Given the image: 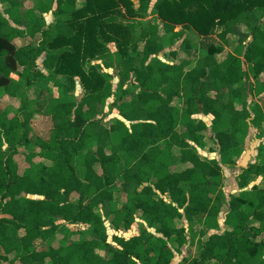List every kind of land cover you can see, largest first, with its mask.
I'll return each mask as SVG.
<instances>
[{
  "label": "trees",
  "instance_id": "1",
  "mask_svg": "<svg viewBox=\"0 0 264 264\" xmlns=\"http://www.w3.org/2000/svg\"><path fill=\"white\" fill-rule=\"evenodd\" d=\"M6 1L10 5L6 12L11 15L20 1ZM138 1L136 8L132 0H57L55 21L45 29L42 15L29 9L26 17L33 23L30 35L40 34L41 40L36 46L21 47L14 41L24 32L12 26L0 9V88L21 99L14 117L0 113V262L172 264L185 245L197 242L198 255L186 259L189 264H264V188L255 185L231 195L229 201L224 192L211 189L223 179L222 165H236L235 157L243 152L250 122L256 128L264 124L263 107L255 104L248 109L249 94L264 93V81L257 87L251 81L264 74V0H157L153 7L152 0ZM48 10L46 5L40 8L41 13ZM158 22L172 38L182 35L175 32L177 26L192 29L199 36H210L214 27L223 26L218 34L222 44H212L207 55L187 73L183 65L149 61L164 49L158 40ZM230 35L238 37L239 47L220 63L216 56L229 44ZM110 40L131 43L134 51L140 41L145 42L140 67L124 61L123 79L130 71L135 72L142 91L125 98L119 89L113 105L132 125L118 141L98 118V108L111 95L112 84L106 73L97 69L99 66L88 72L84 68L87 60L102 57L103 41ZM43 54V66L54 72L49 79L62 75L69 80L64 85L59 83L60 96L46 103L53 121L50 140L39 139L41 151L27 155L31 167L19 175L14 157L21 147L31 145L34 112L29 101L19 95L20 85L13 76L18 74L26 86L35 84L43 74L37 63ZM155 73L161 77L156 78ZM77 77L85 90L79 101L70 97ZM222 88L230 94L227 104L219 99ZM212 90L217 95L208 96ZM175 95L187 103L181 134L177 130L181 115L170 106ZM236 100L241 101L242 110L236 108ZM199 103L204 114L214 116L210 127L193 118L200 112ZM124 128L125 124L117 121L116 129ZM146 138L165 140L168 151L178 146L182 162L192 167L171 172L162 161L161 149L139 150ZM191 142L198 146L215 144L221 162L202 159ZM259 154L264 156V145H260ZM36 156L50 160L52 166L35 163ZM123 158L126 164H134L121 171ZM251 176L264 177V163L252 162L243 169L239 186L248 187ZM120 180L127 195L123 206L115 198ZM74 193L78 194L76 202L72 200ZM224 205L227 229L206 241L198 238L201 218L210 211L219 214ZM139 212L147 226L163 237L150 234L144 241L143 235L130 239L114 236L117 247L110 243L108 227L128 230ZM59 220L63 222L57 223ZM67 224L85 228L71 230ZM20 230L23 234L18 236ZM59 231L80 237L66 246L39 249L38 245L53 240ZM15 237L20 241L19 251Z\"/></svg>",
  "mask_w": 264,
  "mask_h": 264
},
{
  "label": "crops",
  "instance_id": "2",
  "mask_svg": "<svg viewBox=\"0 0 264 264\" xmlns=\"http://www.w3.org/2000/svg\"><path fill=\"white\" fill-rule=\"evenodd\" d=\"M19 1H20L19 7H17V10L13 9L11 15H10V13L6 12V9H8L10 7L9 3L6 0L5 1L0 0V4H1L0 9L3 12V15L10 21L12 26L17 27L22 32H24L23 36L18 37L14 41L15 44L18 47L26 46V45L36 46L40 42L41 36H40V34H36L35 36L30 35L31 25L33 23H32V21H30L26 17V12L29 9L33 8L36 11V14L38 16L41 17V15H42L43 21H44L43 27L45 29L55 21L53 11L56 10V8H57V0H19ZM152 1H153L152 2V7H153V4H155V2L157 0H152ZM134 2H135V7L138 8L139 7V1L134 0ZM43 5H46L48 8H50V10H48L47 12L41 13L40 8ZM82 7L83 6L78 7V9H80ZM151 18H152V16L148 17L147 20L151 19ZM15 20L20 21V22L17 23ZM158 24L160 25L158 40L162 42V44L164 45V49L157 54H153L149 58V61L161 60V61H163L169 65H176V66L183 65L184 66L183 67L184 73H187L190 70H192L193 67H195V65L197 64V62L207 55L208 48L212 44H214V45H219L220 43L222 44V42L218 38V34L224 30L223 26L214 27L210 36H199L192 29L191 30H189V29L184 30L181 26H177L175 28V32L182 33V35L172 38L171 34L165 33L164 26H163L162 22H158ZM185 41H186V43L189 44V48H185V43H184ZM111 44L115 45V48H116L115 51H112L110 49ZM103 45H104L103 49L105 51L101 54L102 57H97V58H94L91 60H87V62H88V64L92 62L91 63L92 67L99 66L100 67L99 71L106 73L107 81L110 84H112L111 95L105 100V103L101 104L98 108L99 109L98 110V118H102L104 120L103 124L110 130L112 138L114 140L118 141L125 134L126 130L131 129V125H132V122L126 120L121 115L118 108L114 107V105H113L114 102L116 101L119 89L121 87L122 92L125 93V98H128V97L130 98L133 96H137L142 91V86L136 81V73L135 72L130 71L128 74H126L127 76L123 79L122 74L126 73L125 67L121 71H118L117 75L115 76L114 73H112L110 71L111 69H113V66L110 63V60L122 59L125 62L128 61L129 63H131L134 67H140V61L142 59V52L144 49L145 42L140 41L138 43L137 51H134L133 44L130 43L127 45L125 42L123 43L122 41H120V42H117L114 40L103 41ZM238 47H239V43H237V40L233 41V40L229 39V44H227L225 46L224 51L221 54L216 56L218 62L221 63L222 61H224L227 58L229 53H235L236 49ZM120 48H122V50H120V51H122V53H117ZM174 52H175V54H174ZM125 56H127V57H125ZM45 58H46V54H43L37 60L39 68H41L40 70L43 73L42 76L38 79V81H43L47 85H48V81L51 82V86L56 88L57 94L54 95L55 97H53L52 96L53 95V88L50 89L51 86H48V87H45L43 89H40L39 92L36 94V97L34 100L30 96L29 93L27 95L22 96V98H25L29 101L30 107H31V102L34 104V107L32 108V111L34 112V114H33V118L31 121V126L33 128V132L35 131L34 134L37 135L36 141H38V142H39V139L49 141L50 136H51V132L53 130V121H52L51 116H49L47 114L46 103L50 102L54 98L59 97L60 92H61V87H62L60 84L62 83V85H64V83H67L69 80L68 76H62V75H57L55 80H50L49 77L54 72L46 69L43 66V62H44ZM94 64H101V66L100 65H94ZM129 69H131V68H129ZM129 69H127V70H129ZM86 71L88 72V70H86ZM169 75H171V74H169ZM155 76H156V78L161 77L160 74H158V73H155ZM13 79H14L15 83L20 85V88H21V85L25 86V84H26V83H23L25 80L23 78H21L18 74H14ZM21 81H23V82H21ZM251 81L255 85V87H257V85L260 81H264V74L261 75L259 80L252 78ZM32 86H29V89L27 92H29L30 90H34L37 85L33 84ZM78 93H79V96L77 95ZM159 93L162 94L163 96H165L164 93L162 92V90H160ZM71 94L76 96V98L75 97L74 98L77 101H79L85 95V90H84V87H83L79 77L76 78V89ZM71 94H70V96H71ZM50 95L52 97H48ZM209 95L215 96V95H217V92H214L212 90V91L208 92V96ZM219 97H220L219 99L222 103L227 104L230 101V94H229L228 89L222 88L219 91ZM248 101H249L248 109H253L255 104H259L261 107L264 108V93L260 94V95H258V94L250 95L249 94ZM186 104L187 103H186V100L184 98H182L181 96H176V95L173 97L172 102L170 104V106L175 107L177 112L181 115V120H180L181 123L177 128V130L180 134L184 130L182 121L185 120L184 117H186V115L188 113ZM20 106H21V99L20 98L12 97V96L8 95L2 88H0V113H6L9 117L12 118L16 114H18ZM235 106L239 110H242V108H243L241 101H238V100L235 101ZM199 108H200V112L198 114L193 115V118L196 120L204 121L207 124V126L210 127L213 123L214 116L211 114H209V115L204 114L203 105L201 103H199ZM117 121H122L125 124L124 131H120V130L116 129ZM33 122L34 123L35 122L41 123L42 126L39 128V131L38 130L36 131L35 126L33 125ZM32 133L30 135L31 143L33 142V139L31 137ZM254 137H257L258 139H263V141L261 143H259V145L256 149L257 155L251 159L250 163H252V162L264 163V156L263 155L260 156V154H259L260 145H264V124L261 128H256V127L252 126L251 122H250L249 134L247 136H245L244 141H243L244 143L242 144L243 152H242L240 157L239 156L235 157L236 165H234V166L222 165L223 179H222L221 183L212 184L211 189L213 191L218 192V193L224 192V194L226 195V199L228 201L230 200L231 195H239L243 191L251 190L255 185L264 188V177H262V176L261 177L251 176L250 180H249L248 187H246L244 189L239 186V181H240L239 175L243 172V169H245L240 165V163H241L242 158L245 155L246 151L249 149L250 143L254 139ZM191 144L197 148L198 153L202 159H209V160L215 159V160L221 162V155L219 153L218 146H216L215 144H213L211 142L210 143L206 142V144H204V146H198L194 142H191ZM165 145H166L165 140L146 138L141 143L139 150L143 151V152H147L149 149H151L153 147H158L159 149H161L162 150V155H161L162 161L168 165L169 170L171 172H179V171H183L189 167H192L191 163H189V162L183 163L182 162L181 157H180V154H181L180 148L178 146H174L172 148V150H169L170 151L169 152L168 149L165 148ZM37 148H38V146H37ZM34 151H35V146L29 152L27 151L26 147H21L19 153L14 157V162L18 165V174L19 175H24L28 171V169H30L31 165L27 161V155L32 156ZM40 151L41 150L39 149V151L37 150V151H35V153L38 154ZM107 153L110 154L111 150H107ZM21 159L24 161L23 164L19 161ZM39 160H40V162H42L47 167L52 166V162L46 158L36 156L33 159L34 162H37ZM133 164H134V161H131V162L126 164L124 162V158H123L122 162L119 164V168L122 171V170L127 168V165H133ZM83 173H84V170L82 168L80 175H82ZM123 190H124L123 189V183H122V180H120V182L118 183V188H117L116 193H115V198L117 200H119V205H122V206L127 201V195L123 193ZM29 197L30 198H36V196H29ZM72 200L74 202H76L78 200V194L77 193L72 194ZM167 200H169L168 196H167ZM224 206H223L222 210L219 212V214H216L214 211H210L209 213H207L206 215H204L201 218L203 220V222H202V224H198V229L200 230V234L198 235V238H201V239L206 241V240H208V238L212 234H215V233L222 234L227 229L226 224H225L226 216H225L224 220L223 219L219 220L220 225H217V223H212V221L215 219H211V217L212 218L214 217V216H212L213 214L219 215L220 218H222V215H226L227 206L225 209H224ZM140 215H141V213L139 212L137 215L138 216L137 219H139V221L142 222L143 226L145 227L147 224L144 221L143 217H141ZM62 222L63 221H61V220L57 221V223H62ZM184 223H185V226L188 227V222L186 221V219L184 220ZM253 225L258 226L259 224L256 221H253ZM67 226L71 230H75V229H72L71 227L72 226L77 227L78 225L67 224ZM79 226H84V225H79ZM133 226L134 225H132V227ZM132 227L128 230L124 229V228H121L119 230H114L111 228V226H109L108 227V234H109V229L116 231V232L123 229L124 233H130L132 230ZM84 228H85V226H84ZM150 229L152 231L151 230H149V231L152 232L153 235H157L159 238L163 237L161 234H157L156 230L154 228H150ZM59 233H63V232L59 231L55 235V237L53 239L54 241H55V238L58 237ZM22 234H23L22 230L18 231V233H17L18 236H21ZM134 236H138V234L133 235V236L128 237V238L125 236H123V237L126 239H130ZM76 237L78 240L80 236L77 235ZM120 237H122V236H120ZM109 239H110V236H109ZM110 243H112L115 247H117L115 242H110ZM56 246L61 247V246H65V245L60 244V246L59 245H56ZM39 249L42 250L41 248H39ZM197 255H198L197 242L195 243L194 246L185 245L183 247L181 253H176V256L173 259L172 264H189L190 262H187L186 259H189V260L194 259ZM177 256H182L183 257L182 260L177 259ZM206 264H212V263H206Z\"/></svg>",
  "mask_w": 264,
  "mask_h": 264
},
{
  "label": "rangeland",
  "instance_id": "3",
  "mask_svg": "<svg viewBox=\"0 0 264 264\" xmlns=\"http://www.w3.org/2000/svg\"><path fill=\"white\" fill-rule=\"evenodd\" d=\"M133 2H134V0H132ZM135 3V2H134ZM1 5V4H0ZM263 20H264V18H263ZM262 20V21H263ZM50 21V20H49ZM242 29L243 30H245L244 29V27H242ZM229 39H231V40H233V41H235V40H237L238 39V37H236L235 35L234 36H232V35H230L229 36ZM119 42V41H118ZM110 49L112 50V51H115L116 50V48H115V45H113V44H111L110 45ZM120 50H122V48H120L119 49V51L117 52V53H122V51H120ZM125 57H127V56H125ZM124 58V57H123ZM91 62V61H90ZM92 63V62H91ZM91 63H89L88 64V62L86 61L85 63H84V68L86 69V70H88L89 71V69H91L92 68V66H91ZM110 63H111V65L113 66V69H111L110 71L112 72V73H114V75L116 76L117 75V73H118V71H121L122 69H124V67H125V64H124V61L122 60V59H112V60H110ZM94 65H100L101 66V64H94ZM97 69L99 70L100 69V67L98 68L97 67ZM18 81V80H17ZM24 81V80H23ZM23 81H21V82H23ZM23 83H26V81H24ZM37 86L35 87V89L34 90H30L29 92H27L28 91V89H29V86H26V84H25V86H23V85H21V88H20V90H19V95L20 96H23V95H27L28 93L30 94V96L33 98V100L35 99V97H36V94L39 92V90L40 89H43V88H45V87H48V86H51V82H49L48 81V85L45 83V82H43V81H37L36 83H35ZM33 87V86H32ZM31 88V87H30ZM53 88V97H55L54 95H56L57 94V90H56V88L55 87H53V86H51L50 87V89H52ZM78 96H79V93L77 94ZM51 95L50 96H48V97H52ZM47 97V98H48ZM71 99H75L76 98V96H74V95H72L71 94ZM75 97V98H74ZM39 103V102H38ZM34 107V104L31 102V110H32V108ZM33 125L35 126V129H36V131L38 130L39 131V128L42 126L41 125V123L40 122H33ZM35 132V131H34ZM34 132L32 133V139H33V142L31 143V145L28 147V148H26L27 149V151L29 152V151H31L32 149H33V147L35 146V151H39V147L37 148V146L39 145V142L38 141H36V138H37V135L36 134H34ZM33 145V146H32ZM35 151L33 152V153H35ZM27 152V153H28ZM22 164H23V160L21 159V160H19ZM35 163H37V164H41V165H44L42 162H40V160L39 161H37V162H35ZM226 208V206H224V209ZM212 216H214L213 218L211 217V219H215V220H213L212 221V223H217V225H220L219 224V220L221 219H225V215H222V218H220L219 217V215H216V214H213ZM109 221H110V219H107V224L109 225ZM134 226L132 227V230H131V232L130 233H124V230L122 229V230H120V231H113V230H111V229H109V236H110V239H109V242H113V237L114 236H125V237H131V236H133V235H136V234H138V235H143L144 237V241H147L148 240V237H150V234H153L152 232H150L149 230H151L147 225L144 227L143 226V223L142 222H140L139 221V219H137V221H136V223L135 224H133ZM72 229H75V230H79V229H83L84 228V226H77V227H74V226H72L71 227ZM152 231V230H151ZM77 236V235H76ZM75 235L72 237V236H65V233L63 232V233H59L58 234V237H56L55 238V241L54 240H50L49 242H47L46 244H43V245H38V247H40L42 250L44 249V250H46V249H48L51 245H59L60 246V244H63V245H67L70 241H71V239L72 240H77V237H76ZM18 237V236H17ZM17 237H15V240H16V247H17V251H19V249H20V241H19V239L17 238ZM182 256H177V259H180V260H182ZM0 264H9V263H5V262H0ZM20 264V263H19Z\"/></svg>",
  "mask_w": 264,
  "mask_h": 264
},
{
  "label": "water",
  "instance_id": "4",
  "mask_svg": "<svg viewBox=\"0 0 264 264\" xmlns=\"http://www.w3.org/2000/svg\"><path fill=\"white\" fill-rule=\"evenodd\" d=\"M262 141H263V139H258L257 137H254V139L251 141L250 147L246 151V153L243 156L242 161L240 163V165L243 168H245V169L248 168L251 159L257 155L256 149H257L259 143H261Z\"/></svg>",
  "mask_w": 264,
  "mask_h": 264
}]
</instances>
